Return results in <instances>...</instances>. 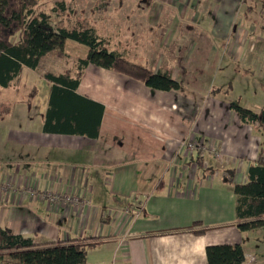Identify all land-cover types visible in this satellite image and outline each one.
<instances>
[{
  "label": "crops",
  "instance_id": "obj_1",
  "mask_svg": "<svg viewBox=\"0 0 264 264\" xmlns=\"http://www.w3.org/2000/svg\"><path fill=\"white\" fill-rule=\"evenodd\" d=\"M56 3L68 8L58 27L80 22L108 51L168 74L181 89L154 91L88 66L75 94L102 107L97 138L47 134L50 86L40 74L73 71L87 49L66 41L37 72L23 68L10 87L28 94L8 103L5 140L13 151L0 186L9 181L12 190L0 192V229L38 245L89 240L86 264H207L206 248L235 245L246 263L264 264V228H236L227 182H246L264 130L242 126L229 102L212 94L223 57L244 63L248 41L251 52L264 45V0H40L47 10ZM196 52L207 55L191 62ZM195 138L222 156V170L210 153L198 169L185 151ZM27 187L88 206L30 199ZM126 209L131 216L121 224L107 214Z\"/></svg>",
  "mask_w": 264,
  "mask_h": 264
},
{
  "label": "trees",
  "instance_id": "obj_2",
  "mask_svg": "<svg viewBox=\"0 0 264 264\" xmlns=\"http://www.w3.org/2000/svg\"><path fill=\"white\" fill-rule=\"evenodd\" d=\"M44 7L40 0H0V90L18 83L23 68L37 72L46 55L63 52L66 41L87 49L85 57L76 61L73 71L40 74L50 86L48 109L43 118L44 133L97 138L102 107L75 94L88 66L126 77L154 91H180V84L168 74L154 73L108 51L104 41L80 22L68 28L58 27L62 21L60 15L68 11L64 4L56 3L47 11ZM228 107L242 126H257L264 130V109L256 113L239 106L236 101L230 102ZM195 164L198 169L203 166L198 155ZM229 176L233 177V174L230 172ZM227 182L232 185L235 197L236 228L240 232L263 229L264 147L259 148L256 161L248 167L245 183ZM87 241L38 245L30 238L0 229V264H86L87 252L94 246ZM205 255L207 264H249L239 245L208 247Z\"/></svg>",
  "mask_w": 264,
  "mask_h": 264
},
{
  "label": "rangeland",
  "instance_id": "obj_3",
  "mask_svg": "<svg viewBox=\"0 0 264 264\" xmlns=\"http://www.w3.org/2000/svg\"><path fill=\"white\" fill-rule=\"evenodd\" d=\"M46 7L43 8L45 11H47ZM59 25L64 26L65 24ZM248 42L250 45L251 41ZM249 45L245 55L244 53L241 55L244 63H232L226 57L222 58L226 66L216 75L215 87L212 89L216 93L217 99L229 103L236 101L239 106L258 113L264 109V45H260L258 48L255 47L254 50L252 49V52L249 51ZM78 47L84 52L86 51L85 47L80 45ZM250 48H253L252 45ZM206 55L198 52L192 53L191 62L202 60ZM245 63L253 64L254 67ZM17 87L19 89V96L16 95L14 88L0 90V176H2L3 170L6 171L3 164L4 160L8 159L13 151L5 140V135L9 128V118L7 116L9 110L8 103L12 102L11 100L13 99H25L23 95L28 94L26 90H22L19 86ZM255 128L259 129L257 126ZM215 176H222V172H217ZM88 260L92 261L93 259L89 257Z\"/></svg>",
  "mask_w": 264,
  "mask_h": 264
},
{
  "label": "built area",
  "instance_id": "obj_4",
  "mask_svg": "<svg viewBox=\"0 0 264 264\" xmlns=\"http://www.w3.org/2000/svg\"><path fill=\"white\" fill-rule=\"evenodd\" d=\"M185 151L189 155H199L202 156L204 154L210 153L213 156V159L215 162H217L220 167V170L223 169L221 163H222V156L215 152L214 148L212 146H206L201 140L199 139H193L190 143H188L185 147ZM216 175V174H215ZM12 190L10 182L8 181L5 183V185L0 186V192H10ZM24 191L22 194L27 195L30 199H37L39 201H51L53 203H60L63 205H73L75 207H81L84 208L88 206V203L84 200H79L78 198L70 195H52V194H40L35 192L33 189L27 187L23 189ZM108 215H113V219L115 220L116 224H121L122 221H124L126 218H129L131 216V212L129 210H112L108 211ZM115 262V261H114Z\"/></svg>",
  "mask_w": 264,
  "mask_h": 264
}]
</instances>
